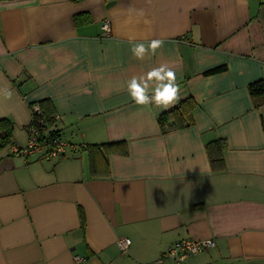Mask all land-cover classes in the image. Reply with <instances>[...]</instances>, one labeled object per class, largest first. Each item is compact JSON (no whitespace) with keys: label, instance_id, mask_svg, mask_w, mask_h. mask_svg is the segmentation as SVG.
I'll use <instances>...</instances> for the list:
<instances>
[{"label":"crops","instance_id":"0c3cea01","mask_svg":"<svg viewBox=\"0 0 264 264\" xmlns=\"http://www.w3.org/2000/svg\"><path fill=\"white\" fill-rule=\"evenodd\" d=\"M153 39L155 55L133 56ZM161 64L176 73L174 106L194 100L182 127L160 125L171 107L126 91ZM258 80L264 0H0V118L14 125L0 149V264H264ZM34 102L43 133L69 142L61 158L12 151L29 140ZM216 139L219 169L206 148ZM118 141L93 174L85 146ZM181 239L215 244L176 262L166 252Z\"/></svg>","mask_w":264,"mask_h":264},{"label":"trees","instance_id":"16d2710c","mask_svg":"<svg viewBox=\"0 0 264 264\" xmlns=\"http://www.w3.org/2000/svg\"><path fill=\"white\" fill-rule=\"evenodd\" d=\"M225 69L224 66L216 67L206 72V74L218 72ZM250 93L253 97L263 99L264 98V82L262 80H258L252 82L249 85ZM32 103L31 107L33 110ZM194 106V100L192 97H187L177 105L171 107L168 110H165L159 115V123L162 127L168 128H178L184 125H187L192 120V108ZM33 118L31 123L32 127H36L39 129L41 133L46 127V124H43V120L46 122L49 120L48 115H46L40 108L39 112L32 111ZM13 121L7 117L0 118V149L4 148L12 143V135H13ZM53 135H57L60 137L58 133H51ZM30 136V134H29ZM63 139V138H62ZM14 145V144H13ZM224 145V141L221 139H216L214 141L208 142L206 145L208 154L210 155L212 165L215 169L221 168V155L219 154L222 147ZM19 146V145H18ZM124 146V142H103V143H90L85 146V149L89 152L91 156V171L93 174L96 173H106L108 169V159L107 156L110 152L115 150H121ZM23 147V146H20ZM216 153V154H215ZM66 154V153H65ZM64 154V155H65ZM62 155V156H64ZM61 156V157H62ZM59 157V158H61ZM102 160V163L105 162V167L103 164H97V158ZM99 166H101L99 168Z\"/></svg>","mask_w":264,"mask_h":264},{"label":"clouds","instance_id":"9594fccd","mask_svg":"<svg viewBox=\"0 0 264 264\" xmlns=\"http://www.w3.org/2000/svg\"><path fill=\"white\" fill-rule=\"evenodd\" d=\"M162 45L163 41L159 39L151 40L147 46L144 43H134L131 52L134 57L143 60L146 54L155 55L156 50ZM126 91L136 105L154 104L161 109L174 106L179 99L176 73L166 64H161L139 77H131ZM8 95L10 96L11 93Z\"/></svg>","mask_w":264,"mask_h":264},{"label":"built area","instance_id":"2783aa9c","mask_svg":"<svg viewBox=\"0 0 264 264\" xmlns=\"http://www.w3.org/2000/svg\"><path fill=\"white\" fill-rule=\"evenodd\" d=\"M103 29L107 32L111 31L109 22H104ZM39 112L40 106L33 105V110ZM46 124V120L42 121ZM69 142L61 137L53 134H44L38 128L32 127L27 144L23 147L18 145L12 146L14 154H21L30 156L36 152L44 151L46 156L59 158L66 153ZM130 238H123L118 241L120 248L125 251L130 245ZM215 244L214 240H194V239H181L173 243L167 250L166 256L174 259L176 262L183 261L191 256H194ZM82 258L76 256V260L80 261Z\"/></svg>","mask_w":264,"mask_h":264}]
</instances>
